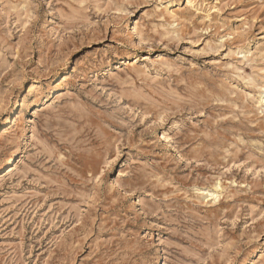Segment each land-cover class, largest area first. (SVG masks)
<instances>
[{
  "label": "rangeland",
  "instance_id": "rangeland-1",
  "mask_svg": "<svg viewBox=\"0 0 264 264\" xmlns=\"http://www.w3.org/2000/svg\"><path fill=\"white\" fill-rule=\"evenodd\" d=\"M11 152L0 264H264V0H0Z\"/></svg>",
  "mask_w": 264,
  "mask_h": 264
},
{
  "label": "bare ground",
  "instance_id": "bare-ground-1",
  "mask_svg": "<svg viewBox=\"0 0 264 264\" xmlns=\"http://www.w3.org/2000/svg\"><path fill=\"white\" fill-rule=\"evenodd\" d=\"M38 101L35 102V105H38ZM14 154L15 152H11L6 158H4L3 160H1V165H0V168L3 166V165H6V164H10L13 162V158H14ZM5 167V166H4Z\"/></svg>",
  "mask_w": 264,
  "mask_h": 264
}]
</instances>
